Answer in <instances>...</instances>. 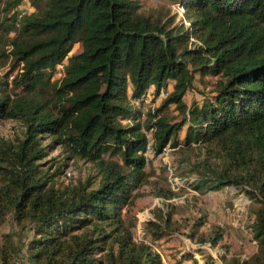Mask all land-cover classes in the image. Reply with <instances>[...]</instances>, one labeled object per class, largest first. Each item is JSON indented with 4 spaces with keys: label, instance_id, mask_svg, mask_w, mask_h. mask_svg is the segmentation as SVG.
<instances>
[{
    "label": "trees",
    "instance_id": "16d2710c",
    "mask_svg": "<svg viewBox=\"0 0 264 264\" xmlns=\"http://www.w3.org/2000/svg\"><path fill=\"white\" fill-rule=\"evenodd\" d=\"M29 1L44 8L0 22V120L21 129L0 137V227L9 220L20 234L0 237V264H20L22 254L28 264H163L157 243L180 232L173 206L142 223L141 240L134 234L149 141L151 157L167 147L196 157L179 162L188 189L233 187L257 205L249 228L257 253L227 264H264V0H171L187 24L145 15L139 0ZM196 78L214 83L187 105ZM163 92L143 114L145 99ZM171 106L180 118L163 114ZM58 148L64 160L51 156ZM68 160L96 175L62 184ZM204 223L188 227V239L216 246L220 234L199 235ZM173 257L198 264L187 250Z\"/></svg>",
    "mask_w": 264,
    "mask_h": 264
},
{
    "label": "rangeland",
    "instance_id": "374dc122",
    "mask_svg": "<svg viewBox=\"0 0 264 264\" xmlns=\"http://www.w3.org/2000/svg\"><path fill=\"white\" fill-rule=\"evenodd\" d=\"M139 1L143 14L157 15L163 13L169 14V16L174 15L175 24H185L184 17H180L172 10L171 0ZM44 5V1L33 6L29 0H24L23 3L14 7L13 0H0V22L4 18L8 19L4 23V27L10 23L13 14L19 10L27 13H37L44 8ZM6 9L7 11H4ZM13 36L14 33H11L10 37ZM79 50L80 45L77 43L69 55H73ZM57 70H61V65L57 67ZM59 71L54 75V79L61 76ZM213 83L214 79L211 78H205L203 81L196 78L193 83V89L189 90L183 99L185 104L199 103L202 100L203 93L210 91ZM162 96L160 95L157 102L152 104L151 97L148 96L145 100L149 102V108L143 109V114H146L149 109H156L164 99V96ZM163 114L173 119L180 118L174 106L164 110ZM20 130V126L15 122L0 120V137L12 138L14 135L19 134ZM51 156L56 157L59 161L64 160V153L60 148L55 150ZM183 161L193 163L196 161V157L191 152L183 156L179 150L171 147H167L157 157L150 156L146 167L150 174L149 184L141 188L140 193L143 197L136 201L138 223L137 228L134 230L135 238L141 240L143 237L142 223L146 220H153L157 209L166 212V205L170 204L174 208L173 219L176 220V225L179 226L180 232L174 236L173 242L167 243L161 240L157 243L163 264H175L176 260L173 254H176L177 249L187 250V252L192 253L194 259L199 261V264L206 263L205 259L203 261L202 255L209 256L217 264H227L234 257L246 260L255 255L258 248L256 242L252 240L249 228L254 218L252 211L257 208V205L250 201L244 193L233 187L205 193H197L188 189L186 178H183L186 175L181 176V174H187L189 167L180 165L181 163L179 162ZM65 162L66 167L58 178V181L64 185L76 184L78 180L83 182L88 176L96 175V170L91 164L80 160H68ZM95 180L97 183L98 178ZM94 186L96 187L97 184ZM159 189L170 190L175 194V197L169 201L164 200L156 195ZM202 216L205 223L200 228L199 235L208 239L214 237L215 234H220L221 240L216 246H212L208 241L200 244L197 239L189 240L187 237L188 227ZM10 233H16L14 240L20 238L18 231L7 220L0 227V237ZM25 236H22V240H24ZM199 250L202 251V255L198 253ZM22 256L23 254L20 256V264H28Z\"/></svg>",
    "mask_w": 264,
    "mask_h": 264
},
{
    "label": "built area",
    "instance_id": "2783aa9c",
    "mask_svg": "<svg viewBox=\"0 0 264 264\" xmlns=\"http://www.w3.org/2000/svg\"><path fill=\"white\" fill-rule=\"evenodd\" d=\"M171 8H172V10L174 11V13H176L177 15H179L180 17H182L183 18V15H184V9H183V7L181 6V5H179V4H177V3H175V4H172V6H171ZM20 16L21 15H23L24 13H26V12H24L23 10H20ZM184 21V20H183ZM185 24H186V22H184ZM62 65H61V70H62ZM167 93L168 92H163L162 94H161V96L163 97V98H165L166 96H167ZM150 150H151V142L149 141L148 143H147V146H146V161H148L149 160V158H150V156H149V154H150ZM165 150V149H164Z\"/></svg>",
    "mask_w": 264,
    "mask_h": 264
},
{
    "label": "crops",
    "instance_id": "0c3cea01",
    "mask_svg": "<svg viewBox=\"0 0 264 264\" xmlns=\"http://www.w3.org/2000/svg\"><path fill=\"white\" fill-rule=\"evenodd\" d=\"M197 261V263L199 264V261L198 260H196Z\"/></svg>",
    "mask_w": 264,
    "mask_h": 264
},
{
    "label": "clouds",
    "instance_id": "9594fccd",
    "mask_svg": "<svg viewBox=\"0 0 264 264\" xmlns=\"http://www.w3.org/2000/svg\"><path fill=\"white\" fill-rule=\"evenodd\" d=\"M148 161H149V160H148ZM148 161H147V162H148Z\"/></svg>",
    "mask_w": 264,
    "mask_h": 264
}]
</instances>
